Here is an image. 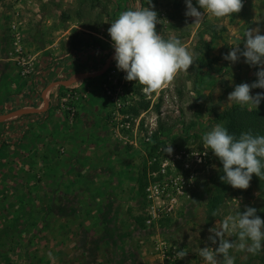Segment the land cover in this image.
Here are the masks:
<instances>
[{"label":"rangeland","instance_id":"rangeland-1","mask_svg":"<svg viewBox=\"0 0 264 264\" xmlns=\"http://www.w3.org/2000/svg\"><path fill=\"white\" fill-rule=\"evenodd\" d=\"M80 2L86 3L82 10ZM89 3L0 0V115L40 108L50 83L75 75L64 76L62 64L96 73L114 57L108 28L133 9L131 2ZM242 3L239 13L206 14L192 25L185 0H151L160 19L157 32L165 40L179 39L193 55L188 71L154 93L141 88L142 97L131 96L137 83L124 79L112 57L101 76L53 87L44 112L0 123V264H206L198 250L215 247L207 237L216 220L234 214L237 201L241 211L258 208L259 191L251 182L246 190L217 188L219 159L202 139L217 123L226 126L228 120L217 115L241 106L227 101L234 87L256 80L257 69L243 58L235 64L222 58L232 47L243 48L247 29L260 27L264 34V0ZM148 4L135 0L133 6ZM75 34L83 42L72 48ZM257 93L264 89L251 92ZM142 100L147 110L132 116L128 108ZM170 145L169 155L164 149ZM195 153L202 154L201 163ZM143 170L146 185L140 191ZM170 179L178 182L173 187L186 180L192 185L171 212H159L148 223L146 189ZM217 192L221 200L212 210ZM181 249L187 252L182 260L176 257ZM229 255L234 264H262L264 249H231Z\"/></svg>","mask_w":264,"mask_h":264},{"label":"clouds","instance_id":"clouds-1","mask_svg":"<svg viewBox=\"0 0 264 264\" xmlns=\"http://www.w3.org/2000/svg\"><path fill=\"white\" fill-rule=\"evenodd\" d=\"M196 2L203 11L194 7L192 0H185V15L194 18L192 25L200 24L206 14L222 18L239 13L243 8L242 0ZM153 8L154 5L149 0L147 7L134 6V9L125 10L108 28L117 69L126 73V81L139 83L146 94L160 90L179 71H188L193 63V55L179 39L165 40L157 32L156 26L160 19ZM244 36L243 48L232 47L222 58L230 64L243 58L247 65L257 69L256 80L251 84L236 85L228 94L227 101L257 109L261 100H264V93L252 95L251 92L253 89H264V34H261L260 27H251ZM202 139L205 150L211 149L223 165V175L220 176L222 183L233 189L246 190L253 175L264 178V135H254L249 130L237 137L230 134L223 123H217ZM164 151L170 155L173 149L170 145ZM237 208L234 214L216 220L214 227L208 230L207 240L215 247L206 244L198 250L206 264H234V257L229 255L231 249L252 254L264 249V219L257 215L254 207L245 206L241 211L240 202L237 201ZM217 215L218 211L212 212L213 217ZM226 235L235 236V239L226 238ZM186 256L187 252L182 249L176 252V257L180 260Z\"/></svg>","mask_w":264,"mask_h":264},{"label":"trees","instance_id":"trees-1","mask_svg":"<svg viewBox=\"0 0 264 264\" xmlns=\"http://www.w3.org/2000/svg\"><path fill=\"white\" fill-rule=\"evenodd\" d=\"M94 1L96 0H90L89 5L92 7L95 6ZM177 1L179 0H173V2L175 3H177ZM130 2H131V7L134 9L133 4H135V0H130ZM80 3H81L80 9L82 10L81 7H84L86 3L84 2H80ZM84 29L91 31V27H88V26ZM81 34L90 36L89 33H86V32H81ZM70 38L71 39H69V44H70V47L72 48H77V46L83 42L82 39L79 38V35L77 34L71 36ZM141 88L142 86L139 83H137V85L133 88V93L131 94V96L135 95V96L142 97L143 95L141 94ZM147 108H148V102H145L142 100V101H135V105L130 106L128 110L131 112L132 116L136 117L141 113V111L147 110ZM30 115L32 114H26L20 117H28ZM216 118L220 121L227 119L228 122L226 124V127L229 130V133L235 134L237 137L240 135V133L247 132L249 130H251L254 135L256 134L264 135V100H263V105L261 107H258L257 109L255 108L248 109L245 107L235 105L231 107L230 109H228L227 111H225L224 113L217 115ZM153 139L155 142V147L159 146L161 142L158 140V137L154 136ZM2 143L4 145L7 144L5 142H2ZM219 166H220V174H219V178L217 182V188L218 189L220 188V190L222 191V190L228 189L231 186L226 183L221 182L220 176L223 175V171H222L223 165L220 161H219ZM144 173L145 171L143 170V172L140 173L141 176L139 177V187L138 188L140 191L144 190V187L146 185ZM250 182L259 191V199H260L259 204L260 205L258 206V208H255V209H257V215H259L261 219H264V178L260 179L259 177L253 175ZM220 196L221 195L219 194V192H217L213 200H211L210 206L212 210L216 209L217 205L220 203V200H221ZM136 222L138 224L142 223L143 217H137ZM259 259H260V263L264 264V256L260 257Z\"/></svg>","mask_w":264,"mask_h":264},{"label":"built area","instance_id":"built-area-1","mask_svg":"<svg viewBox=\"0 0 264 264\" xmlns=\"http://www.w3.org/2000/svg\"><path fill=\"white\" fill-rule=\"evenodd\" d=\"M201 155V153H195L193 159L196 162L201 163ZM181 180L184 179L181 178ZM177 183V180L173 181L170 179L165 183L149 184L146 191L149 193L148 197L151 200V211H149L151 219L148 220V223L158 218L161 212L164 214L171 212L179 204L180 196L184 194L192 185V181L186 180L182 181L180 183L182 185L179 187H173V185L176 186Z\"/></svg>","mask_w":264,"mask_h":264},{"label":"water","instance_id":"water-1","mask_svg":"<svg viewBox=\"0 0 264 264\" xmlns=\"http://www.w3.org/2000/svg\"><path fill=\"white\" fill-rule=\"evenodd\" d=\"M113 57V54L109 57V59L106 61V63L104 64L103 68L100 69L98 72L96 73H77L73 76L72 79L69 80H65V81H56L53 83H50L43 91H42V104L40 108L37 109H32V108H20L17 109L15 111H11L9 113L6 114H1L0 115V123H5L13 118L16 117H20L26 114H40L43 111H45V109L47 108V95L49 93V91L55 87V86H63V87H68L70 85H72L73 83L79 81V80H83V79H94L97 78L99 76H101L105 70L107 69L109 62L111 60V58Z\"/></svg>","mask_w":264,"mask_h":264},{"label":"crops","instance_id":"crops-1","mask_svg":"<svg viewBox=\"0 0 264 264\" xmlns=\"http://www.w3.org/2000/svg\"><path fill=\"white\" fill-rule=\"evenodd\" d=\"M73 64H74L73 62L68 61V62H66L65 65H63V64L61 65L60 70L62 69V71L64 72V76H72L73 74L80 73L81 70L78 68V66L74 67ZM65 78H67V77H65ZM62 79H64V78H62ZM24 94H25V92H23L22 96H24ZM41 98H42V92H41ZM6 105H7V103H6ZM7 108H10V107L7 105Z\"/></svg>","mask_w":264,"mask_h":264}]
</instances>
